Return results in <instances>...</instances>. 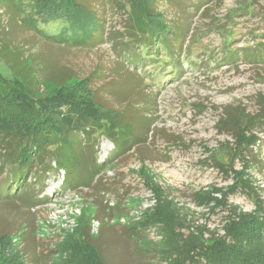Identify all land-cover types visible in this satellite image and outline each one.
Listing matches in <instances>:
<instances>
[{"label":"rangeland","instance_id":"obj_1","mask_svg":"<svg viewBox=\"0 0 264 264\" xmlns=\"http://www.w3.org/2000/svg\"><path fill=\"white\" fill-rule=\"evenodd\" d=\"M95 7L104 21L102 42L74 47L42 41L35 43L31 52L37 60H46L49 71L66 68L79 76L96 71L93 87L99 86L97 98L108 107L126 106L135 131L143 132L145 141L121 151L96 134L88 143L93 145L92 158L110 162L90 187L65 184L64 171L54 168L45 174L42 200L35 205L0 199V233L28 234L25 239L15 235L12 239V250L22 252L25 248L27 261L23 264L50 262L55 256L50 252L61 237L73 232L76 218L90 203L95 204L93 210H101L96 218L99 224L92 220L90 232L96 235L92 242L107 264H164L157 244L161 234L155 227L142 233L144 239L139 243L127 230L128 224L154 204L138 174L142 161L145 170L187 209L190 218L222 233L225 209L207 213L195 204L192 193L230 184V177L218 170L213 158L227 163L226 145L221 144L232 137L219 134L216 121L228 107L256 112L257 101L264 95V0H171L164 5L173 26L180 30L189 27L185 46L173 61L176 69L169 67L172 60L165 56L158 58V64L145 60L137 66L122 59L117 55V43L126 11L119 7V0H101ZM59 26V22L42 25L49 33ZM29 36L9 31L1 35V41L23 44ZM252 48L258 49L257 58ZM46 84L41 90L52 91L53 85ZM142 116L150 121L147 129L141 125ZM247 153L256 162L253 173L260 188L258 195L264 199V163L257 162L264 156V136ZM240 164L239 159L234 160L235 168ZM8 177V168L0 167V188ZM228 201L245 211L253 209L252 201L241 191L230 195Z\"/></svg>","mask_w":264,"mask_h":264},{"label":"trees","instance_id":"obj_2","mask_svg":"<svg viewBox=\"0 0 264 264\" xmlns=\"http://www.w3.org/2000/svg\"><path fill=\"white\" fill-rule=\"evenodd\" d=\"M100 1L0 0V167L9 170L8 180L0 188V194H5L0 199L6 202L31 207L41 201L44 176L54 168L64 171L65 184L90 187L110 162L108 159L99 163L92 158L93 145L88 143L96 134L109 139L121 151L145 141L143 132L135 131L126 106L108 107L97 98L99 86L93 87L96 71L85 76L66 68L49 71L46 60H37L31 52L32 46L42 41L74 47L102 42L104 21L95 7ZM168 3L171 0H119L126 17L118 34L117 55L132 66L145 60L158 64V58L165 56L172 60L169 67L176 69L177 62L173 61L185 46L189 27L180 30L173 26L163 7ZM55 22L60 23L55 33L42 27ZM15 30L30 36L23 44L1 41V35ZM252 49L255 55L258 49ZM46 83L52 84L53 90L45 93L41 87ZM257 102L253 113L242 107L226 108L215 124L219 134L232 137V141L221 144L226 145L227 163L213 158L218 170L230 177V184L192 193L195 204L207 213L225 209L222 233L190 218L187 209L145 170L142 161L138 174L154 204L128 224L127 230L139 243L144 239L142 233L155 227L161 234L157 244L164 264H264V199L258 195L260 188L253 173L256 162L247 153L264 136V95ZM141 119L147 129L149 119ZM235 159L241 161L240 168L234 167ZM257 162L264 163V156H259ZM238 191L252 201L253 209L245 211L228 201ZM94 207L90 203L81 210L73 232L61 237L50 252L55 256L46 264H107L92 242L96 235L90 232L91 222L99 224L96 218L101 212ZM117 207L115 210H120ZM14 235L20 240L28 236L22 231L13 235L0 233V264L27 261L25 248H21L22 252L11 249ZM8 248L9 253H5Z\"/></svg>","mask_w":264,"mask_h":264}]
</instances>
